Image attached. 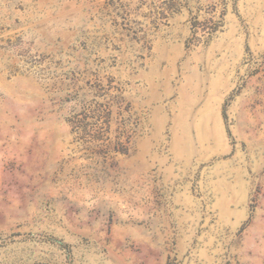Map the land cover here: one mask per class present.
<instances>
[{"label": "rangeland", "instance_id": "374dc122", "mask_svg": "<svg viewBox=\"0 0 264 264\" xmlns=\"http://www.w3.org/2000/svg\"><path fill=\"white\" fill-rule=\"evenodd\" d=\"M0 264H264V0H0Z\"/></svg>", "mask_w": 264, "mask_h": 264}]
</instances>
